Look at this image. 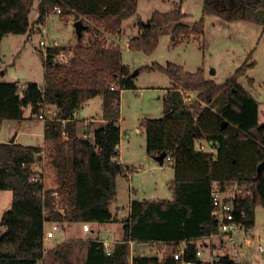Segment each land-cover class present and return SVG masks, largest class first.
I'll return each instance as SVG.
<instances>
[{"label": "trees", "instance_id": "1", "mask_svg": "<svg viewBox=\"0 0 264 264\" xmlns=\"http://www.w3.org/2000/svg\"><path fill=\"white\" fill-rule=\"evenodd\" d=\"M34 1L0 0V45L7 35L31 30L29 14ZM203 1L204 14L225 10L258 13L264 27V0ZM137 4L138 0H39L35 23L43 22L48 13L59 7L60 15H73L85 28L71 49L73 55L67 64L54 63L52 59L53 54L64 51L65 47L48 49L47 58H42L43 85L28 82L20 89L17 83L0 82V123L22 120L23 107L27 106L31 118L38 117L45 106L57 112L55 120L43 122V138L50 147L47 158L53 169V188H46L43 173L35 170L40 162V147L0 143V191L12 192L11 207L0 216V226L4 228L0 235V264H36L41 260L45 254L46 222L100 224L116 220L108 207L117 193L116 177L125 172L118 161L119 102L121 92L135 89V84L129 67L121 63L122 46L108 45L106 35L123 37V22L134 17L139 33L128 40L127 48L150 55L167 24L173 25L174 44L184 35L204 32L203 19L193 27L181 24L185 14L180 3L168 12L154 11L146 22L137 15ZM86 35L93 39L85 45ZM250 59L251 55L221 84L204 78L201 69L192 73L173 63L137 70L138 74L159 70L172 83L163 101L162 116L141 121L147 154L154 157L165 152L172 160L175 170L170 182L172 198L132 201L127 217L121 221L122 240L114 245L110 255L105 253L101 242L87 241L83 264L196 261L195 244H186L181 260H175L173 254L181 242L218 233L211 217L214 182L224 187L233 183L246 186L249 193L235 199L234 206L237 213L244 214L240 219L243 224L248 229L254 227L255 209L264 206V171L261 175L256 173L257 165L264 159V128L260 127L258 101L237 83L253 68V63H248ZM3 75L0 69V78ZM184 92H196V100L186 104ZM97 96L102 98L103 122L88 123L79 135L74 114ZM219 96L218 110H209V105ZM202 103L207 107H201ZM62 120H66L64 125ZM224 121L226 125L222 127ZM63 127L66 138L61 135ZM227 134L228 139L224 137ZM203 138L214 141L213 153L195 148V140ZM37 176L39 179L34 181ZM77 242L61 243L49 254L60 264H73L70 255ZM131 242L160 243L166 248L160 257L130 259ZM219 262L238 264L228 255L219 256Z\"/></svg>", "mask_w": 264, "mask_h": 264}, {"label": "rangeland", "instance_id": "2", "mask_svg": "<svg viewBox=\"0 0 264 264\" xmlns=\"http://www.w3.org/2000/svg\"><path fill=\"white\" fill-rule=\"evenodd\" d=\"M35 0L29 14V21L33 30L26 34H10L3 37L0 45L1 64L0 69L4 72L0 82L17 83L19 86L26 82H34L43 85L45 82V68L43 66L39 41L41 28L34 25L38 18L37 4ZM203 0H138L137 15L143 20H147L154 11L168 12L180 3L181 11L185 17L181 24L193 27L203 19L204 32L201 35H184L180 41L173 45L171 42L172 24H167L162 28L158 38V45L154 52L145 55L138 51L122 50L121 63L127 65L130 73H134L141 67L159 64L166 66L173 63L181 66L185 71L196 72L202 70L204 78L211 79L217 84L228 80L234 71L240 67L251 55L248 63H253V68L249 69L245 76L239 78L237 83L247 89L249 93L259 102L260 120L264 119V27L260 21L258 13H240L232 10L221 11L220 13H203ZM134 17H130L123 22L124 36L121 38L106 35L108 45L116 43L122 46L121 39L132 36ZM73 15L62 16L54 12L46 15L43 25L46 26L49 40H57L60 47H65L64 52L68 58L56 59L54 63L67 64L72 57V48L76 45ZM146 22V21H144ZM38 24V23H36ZM93 37L86 35L83 43L86 45ZM130 39V38H129ZM128 39V40H129ZM128 42V41H127ZM44 52V51H43ZM70 57V58H69ZM214 71V73H212ZM253 81V84L249 83ZM135 89H124L120 95V126L121 143L120 148L125 158L132 161L134 165L140 164L144 171H133L131 184L137 191L139 198L154 199L168 198L165 188L166 183L175 173L169 163L163 166L151 160L139 158V152L145 151L146 139L141 121L143 119H158L163 114V101L171 85V80L163 72L154 70L152 72H141L134 76ZM183 101L190 105L196 100V92H184ZM221 104V97H217L209 105V110H218ZM201 107H207L205 103ZM53 108V107H52ZM56 110L55 108H53ZM79 118H89L101 114V98L95 97L77 111ZM76 112V113H77ZM23 119L20 121L4 120L0 123V143L9 142L16 136L15 143L21 145H37L42 149L38 156V165L44 174V184L49 188L53 183V169L51 168L47 154L50 150L49 144L42 138L43 121L38 117L30 116V107H23ZM77 124L79 135L82 134L83 123L79 120ZM128 134L127 140L124 135ZM228 139V134L224 136ZM209 138L195 140V148L200 151L213 153L214 141ZM130 145V146H129ZM127 150L134 151L127 154ZM118 197L115 200L117 206L125 205L126 194L119 189ZM170 197V196H169ZM12 203V192L10 190L0 191V216L10 209ZM113 209V206L111 207ZM123 217V213L118 214ZM77 227V230H76ZM96 230L98 226L93 225ZM1 228V227H0ZM49 227L45 226V230ZM75 229V230H74ZM120 224L105 226L100 231V238L109 236V240H114ZM82 233L79 226L70 228V235L74 236ZM121 232V231H120ZM57 231L55 232V234ZM74 233V234H73ZM89 235V234H88ZM250 239V245L244 244L247 251L245 259L249 264H264V206H257L255 209L254 227L245 234ZM61 238V237H60ZM59 236L44 240L45 254L41 259V264H60L48 252L47 245L60 241ZM85 242V241H84ZM83 242L74 245L70 261L73 264H83L84 255L79 246ZM262 248L260 250L259 248ZM111 249V247H110ZM155 252L150 255L160 257V247L153 248Z\"/></svg>", "mask_w": 264, "mask_h": 264}, {"label": "crops", "instance_id": "3", "mask_svg": "<svg viewBox=\"0 0 264 264\" xmlns=\"http://www.w3.org/2000/svg\"><path fill=\"white\" fill-rule=\"evenodd\" d=\"M37 10H38V4H37ZM152 13H151V15H152ZM151 15H150V17H151ZM150 17L147 20H149ZM45 20H46V17H45V19H44L43 22L38 23V24L34 23V25L36 26L37 29L38 28L40 29L42 27H45L46 28V26L43 25L44 22H45ZM147 20H143V21H147ZM133 26L135 28L133 29V32L132 33H135V34H133L132 36H129L127 38H122L121 39V42L123 41L122 42V50L123 49L124 50H128V48H127V41H128V39L131 38V37L136 36L139 33L138 27L135 25V21L133 23ZM32 30H33V26L31 27V30L30 31H32ZM172 44L173 45H176L174 43H172ZM26 83H28V82H26ZM26 83H24V84H26ZM171 85H172V83H171ZM245 90L249 93V91L247 89H245ZM90 100L86 101L84 104H87ZM74 120L77 122V124H79V122H80L79 120H82L83 123H85L84 126H86L90 122L102 123L103 122V120H102V98H101V114H100V116L99 115H96V116H91L89 118H83L82 119V118H79L78 117V112H77L74 115ZM263 121H264V119L263 120H260V111H259V122L262 123ZM119 125H120V122H119ZM42 129L44 130V123L42 124ZM43 130H42V138H43ZM16 136H17V134H15V138H16ZM124 136H125V138L127 140L129 139V135L128 134H126ZM15 141H16V139H15ZM43 141H44V138H43ZM120 143H121V126H120V142H119V145H118V161H119L120 164H122L125 167V172L123 174H120V175H118L116 177V189H117V193H116V196H115L114 200L111 202V204L108 207L110 213L112 214V216L116 220L111 221V222H106V223H100V224H94V223H92L91 226L96 225V226L99 227V229L96 230L95 228L91 227V231L90 232L84 233L82 231L81 235L80 234H77V232H75L76 235L73 233L74 236L70 235V228L71 227L74 228V226H79L80 227V230H82V224H80V223H77V224L61 223V224H59V229H58V231L56 233L57 236H59V238L61 237L60 238V241H57V242H55L54 244H51V245H47V248H48V251L49 252L52 249H54L55 247H57L59 244L64 243L66 241L73 240V241L83 242V244H81L79 246V248L81 249V251L83 252V255L85 256V253H86V245H85V243L87 241H98V242H101L103 244V246H105V248L110 249V247H111L110 250H112L114 248V245L122 240V238H123V229H122L123 228V225H122L121 221L124 218L127 217L128 213H129V207H130L131 202L134 201V200H143L145 198H139L137 196L136 189L131 184V175H133V171H136V172L137 171H139V172L141 171L142 172L144 170H142V166L140 164L134 165L131 160L125 158V156L123 154V151L120 148ZM23 146H37V145H23ZM133 153H134L133 150L132 151L127 150V154H133ZM139 158L142 159V160H151V161H153L155 163H158V165L160 164L161 166H163L166 163V162H163L161 164L158 161H156L153 157L149 156L147 154V152H146V145H145V151H140L139 152ZM139 172H137V173H139ZM43 179H45L44 174H43ZM173 179H174V173H173V176L169 179V181L165 185L166 186L165 188L167 189V192L169 193L168 194V198H159L158 196H156V197H154V199H151L150 198V199H145V200H149V201L171 200V198H172V192L170 190V182ZM51 184L52 185L49 188H53L55 186L54 177H53V183H51ZM119 189H120V191L122 193H125L126 194V199H127L126 202H125V205L124 206H121V207L117 206L116 201H115L117 199V197H118V193H119L118 191H119ZM112 206H113V209L111 208ZM119 213L120 214L123 213L124 216L123 217H119V215H118ZM50 222L51 221L45 223V226L49 227ZM112 224L113 225L114 224H120L121 225V229L118 230L115 239L110 241L109 240V236H107L106 238L103 237L101 239L99 237L100 236L101 229H103V227H105V226H110ZM76 230H77V227H76ZM3 233H4V228L1 227L0 228V235L3 234ZM245 234L246 233L239 234L237 236L236 241L234 243H232V244L221 243V237L219 235H211V236H208V237L194 239V240H191V241H188V242H181L178 245V248L179 247H185L186 244H188V243L195 244L198 248H201L203 250V252H205V253H209L210 252L212 255H215V256H218V257L219 256H223V255H228V256H230L238 264H249L248 263V260L245 259L246 255H247V251H246V249L244 247V244L250 245V239L246 238ZM157 246L160 247V251L159 252L160 253L162 252V254H163V252H164V250L166 248V246L164 244L151 243V242H131V244H130V258L132 259L133 257H137V256H140V257H143V256H151L150 253L151 252H155L153 248L154 247H157Z\"/></svg>", "mask_w": 264, "mask_h": 264}, {"label": "built area", "instance_id": "4", "mask_svg": "<svg viewBox=\"0 0 264 264\" xmlns=\"http://www.w3.org/2000/svg\"><path fill=\"white\" fill-rule=\"evenodd\" d=\"M56 14H61V9L59 7H55L53 10ZM40 41L39 46L40 50L43 53V58L46 59L48 56V49L51 48H58L60 47L57 40H49L47 35V30L45 27L41 28L40 33ZM69 56V55H68ZM67 54L64 51H61L58 54H53L52 59L53 62L57 59L59 62L63 59L68 58ZM70 58V57H69ZM25 84H22L20 89H23ZM115 87L114 84L110 86V89L113 90ZM57 115L56 110H54L50 106H45L42 112L39 114L38 118L43 122L46 120H55ZM75 115V114H74ZM66 120H62V124L64 125ZM62 137L66 138V132L63 127ZM165 162L172 164V160L170 157H166ZM37 173H42L41 168L39 166L36 167ZM39 176L34 178V181H37ZM249 191L247 190L245 185H241L239 183H233L228 186H222L219 182H214L211 189V217L212 220L216 223L218 233L215 235H219L221 237V243L225 244H232L236 241L237 236L239 234L246 233L249 229L243 224L240 220L244 217V214H239L236 211L234 206V200L248 194ZM53 196L56 198V193H53ZM60 212L63 213L64 209H60ZM238 215L240 218H238ZM47 223V222H46ZM59 229V223L57 222H50L49 228L44 229V240L54 238L55 232ZM82 231L84 233L90 232V223H82ZM131 244V243H130ZM262 250V248H259ZM104 251L107 255H110L111 250L105 248ZM185 253V247H179L175 250L173 254V258L175 260H181ZM131 259V258H130ZM195 259L197 262L202 263H210V264H220L219 257L212 255L210 252L205 253L201 248H196L195 251ZM196 261H183L182 264H197ZM36 264H41V260H39Z\"/></svg>", "mask_w": 264, "mask_h": 264}, {"label": "water", "instance_id": "5", "mask_svg": "<svg viewBox=\"0 0 264 264\" xmlns=\"http://www.w3.org/2000/svg\"><path fill=\"white\" fill-rule=\"evenodd\" d=\"M73 26L75 29L76 37L80 38L85 26L82 24L80 20L75 21ZM212 73H214V71H212ZM132 75L133 76L138 75V71L136 70L134 73H132ZM225 125H226V122L225 121L222 122V127H224ZM260 127L264 128V121L260 123ZM14 141H15V135L14 137H12V139L8 143H14ZM165 157H166V153L162 152L160 155L154 156L153 158L162 164L164 162ZM263 171H264V159L257 165L256 173L257 175H261Z\"/></svg>", "mask_w": 264, "mask_h": 264}]
</instances>
